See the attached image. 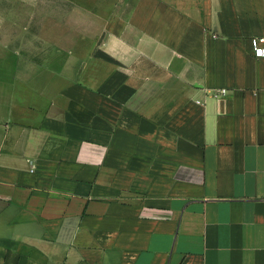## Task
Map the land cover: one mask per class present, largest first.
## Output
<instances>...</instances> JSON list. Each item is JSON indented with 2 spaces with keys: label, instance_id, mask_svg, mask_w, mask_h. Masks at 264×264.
I'll return each instance as SVG.
<instances>
[{
  "label": "crops",
  "instance_id": "1",
  "mask_svg": "<svg viewBox=\"0 0 264 264\" xmlns=\"http://www.w3.org/2000/svg\"><path fill=\"white\" fill-rule=\"evenodd\" d=\"M264 0H0V264H264Z\"/></svg>",
  "mask_w": 264,
  "mask_h": 264
},
{
  "label": "built area",
  "instance_id": "2",
  "mask_svg": "<svg viewBox=\"0 0 264 264\" xmlns=\"http://www.w3.org/2000/svg\"><path fill=\"white\" fill-rule=\"evenodd\" d=\"M253 55L261 57L264 54V36H253L250 38Z\"/></svg>",
  "mask_w": 264,
  "mask_h": 264
}]
</instances>
